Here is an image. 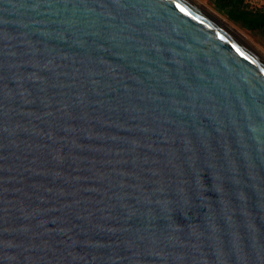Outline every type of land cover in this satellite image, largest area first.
I'll return each mask as SVG.
<instances>
[{
  "label": "water",
  "instance_id": "obj_1",
  "mask_svg": "<svg viewBox=\"0 0 264 264\" xmlns=\"http://www.w3.org/2000/svg\"><path fill=\"white\" fill-rule=\"evenodd\" d=\"M0 264H264V58L190 0H0Z\"/></svg>",
  "mask_w": 264,
  "mask_h": 264
},
{
  "label": "trees",
  "instance_id": "obj_2",
  "mask_svg": "<svg viewBox=\"0 0 264 264\" xmlns=\"http://www.w3.org/2000/svg\"><path fill=\"white\" fill-rule=\"evenodd\" d=\"M214 6L229 21L264 40V2L254 5L247 0H214Z\"/></svg>",
  "mask_w": 264,
  "mask_h": 264
},
{
  "label": "rangeland",
  "instance_id": "obj_3",
  "mask_svg": "<svg viewBox=\"0 0 264 264\" xmlns=\"http://www.w3.org/2000/svg\"><path fill=\"white\" fill-rule=\"evenodd\" d=\"M200 5L214 13L215 15L221 17L225 20L233 29H235L240 35L246 38L255 48H257L264 56V40L257 34L250 33L249 31L240 28L238 25L229 21L224 15L219 13L214 6V0H196ZM249 3L254 5H260L264 0H247Z\"/></svg>",
  "mask_w": 264,
  "mask_h": 264
},
{
  "label": "bare ground",
  "instance_id": "obj_4",
  "mask_svg": "<svg viewBox=\"0 0 264 264\" xmlns=\"http://www.w3.org/2000/svg\"><path fill=\"white\" fill-rule=\"evenodd\" d=\"M192 1L195 5H197L198 7H200L201 9H203L204 11H206L208 14H210L213 18H215L216 20H218L219 22H221L223 25H225L228 29H230L237 37H239L240 39H242L244 42H246L249 46H251L255 51H257L263 58L264 56L262 55V53L255 48L246 38H244L242 35H240L235 29H233L225 20H223L221 17L215 15L214 13H212L211 11H209L208 9H206L205 7H203L202 5H200L196 0H190Z\"/></svg>",
  "mask_w": 264,
  "mask_h": 264
}]
</instances>
